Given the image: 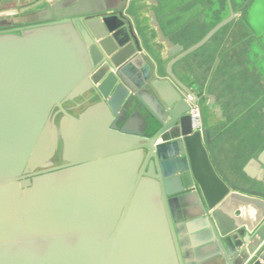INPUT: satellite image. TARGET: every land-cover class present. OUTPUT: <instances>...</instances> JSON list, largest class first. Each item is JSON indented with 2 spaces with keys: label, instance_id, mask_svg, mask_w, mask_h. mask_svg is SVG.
<instances>
[{
  "label": "water",
  "instance_id": "water-1",
  "mask_svg": "<svg viewBox=\"0 0 264 264\" xmlns=\"http://www.w3.org/2000/svg\"><path fill=\"white\" fill-rule=\"evenodd\" d=\"M21 1L0 0V264H264V188L221 173L189 115L213 99L171 72L216 29L184 50L150 12L164 64L128 0Z\"/></svg>",
  "mask_w": 264,
  "mask_h": 264
},
{
  "label": "crops",
  "instance_id": "crops-1",
  "mask_svg": "<svg viewBox=\"0 0 264 264\" xmlns=\"http://www.w3.org/2000/svg\"><path fill=\"white\" fill-rule=\"evenodd\" d=\"M244 1L229 0L228 7L227 0H157L155 6L128 0L127 9L142 35L143 51L164 64L170 59L150 26V12L163 36L184 50L216 29L203 46L172 65L171 72L193 93L213 99L210 107L208 99L197 105L221 173L236 186L264 188L257 181L264 180V166L251 163L264 153V0H252L241 9Z\"/></svg>",
  "mask_w": 264,
  "mask_h": 264
},
{
  "label": "built area",
  "instance_id": "built-area-1",
  "mask_svg": "<svg viewBox=\"0 0 264 264\" xmlns=\"http://www.w3.org/2000/svg\"><path fill=\"white\" fill-rule=\"evenodd\" d=\"M189 115L191 117V125H192L193 131L202 133L204 128H203V123L201 119L200 109L197 106V104H192Z\"/></svg>",
  "mask_w": 264,
  "mask_h": 264
},
{
  "label": "rangeland",
  "instance_id": "rangeland-1",
  "mask_svg": "<svg viewBox=\"0 0 264 264\" xmlns=\"http://www.w3.org/2000/svg\"><path fill=\"white\" fill-rule=\"evenodd\" d=\"M25 1H26V3H28L27 1H29V0H25ZM25 1L24 2L21 1L22 5L23 4L25 5ZM11 5H12L11 3L10 4H0V8H6V7L11 6Z\"/></svg>",
  "mask_w": 264,
  "mask_h": 264
},
{
  "label": "flooded vegetation",
  "instance_id": "flooded-vegetation-1",
  "mask_svg": "<svg viewBox=\"0 0 264 264\" xmlns=\"http://www.w3.org/2000/svg\"><path fill=\"white\" fill-rule=\"evenodd\" d=\"M198 106V105H197Z\"/></svg>",
  "mask_w": 264,
  "mask_h": 264
}]
</instances>
